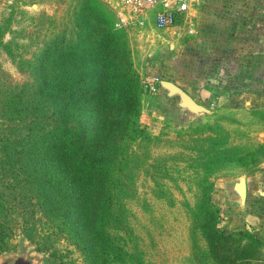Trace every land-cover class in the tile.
Wrapping results in <instances>:
<instances>
[{
	"label": "rangeland",
	"instance_id": "374dc122",
	"mask_svg": "<svg viewBox=\"0 0 264 264\" xmlns=\"http://www.w3.org/2000/svg\"><path fill=\"white\" fill-rule=\"evenodd\" d=\"M117 1L0 0V41L9 48L0 46V91L16 87L20 90L30 82L33 77L22 61L34 60L44 44L63 35L62 31L69 32L65 36L73 40L70 34L77 29L75 24L81 17L84 23L95 25L92 5L95 13L101 9L108 12L117 27ZM203 9L215 12L216 19L220 17L217 13H228L227 19L232 22L257 24L264 31V0L192 1L193 13ZM207 17L202 16L201 20ZM195 18L198 17L192 15L181 19L166 30L152 25L119 27L121 44L143 88L141 125L150 139L140 147L134 144L145 158L141 167L133 170L132 185L124 192L128 198H120L126 215L116 236L121 249L114 253L115 264H213L199 230L204 210L202 189L213 184L209 195L212 198L216 184L226 178L236 180L264 164V152H260L264 144V111L255 116L208 108L209 113L193 114L180 106L178 95L169 96L164 87L156 94L147 90V82L154 78H174L199 98L202 87H192L182 80L191 74L188 55L189 47H193ZM121 57L118 52L116 58ZM4 129L0 125V139ZM220 146L226 151L244 153V161L232 168L211 162L212 149ZM2 154L0 145V157ZM1 160L4 157L0 158V232L9 238L0 254V264H96L94 252L84 251L70 235H60L57 242L64 254L61 260L49 252L37 251L23 230L31 221L29 211L34 209L32 186L30 182L24 185L28 181L23 180V175L13 172L9 163ZM11 207L14 208L8 212Z\"/></svg>",
	"mask_w": 264,
	"mask_h": 264
},
{
	"label": "trees",
	"instance_id": "16d2710c",
	"mask_svg": "<svg viewBox=\"0 0 264 264\" xmlns=\"http://www.w3.org/2000/svg\"><path fill=\"white\" fill-rule=\"evenodd\" d=\"M91 8L95 25L81 17L70 34L73 40L62 31L34 60L22 61L30 82L20 90L0 91V125L5 126L0 158L32 186L34 209L23 230L37 251L61 260L57 242L70 235L84 251L94 252L96 264H115L114 253L121 249L116 236L126 215L120 198H128L124 192L133 170L145 158L134 144L140 147L150 137L141 125L143 88L121 44V30L108 12ZM0 46L9 49L2 41ZM260 149L264 152V144ZM211 154V162L226 168L245 159L244 153L221 146ZM213 187L202 189L199 228L213 264H264V243L252 232L220 227V208L209 196ZM8 238L0 232V254Z\"/></svg>",
	"mask_w": 264,
	"mask_h": 264
},
{
	"label": "crops",
	"instance_id": "0c3cea01",
	"mask_svg": "<svg viewBox=\"0 0 264 264\" xmlns=\"http://www.w3.org/2000/svg\"><path fill=\"white\" fill-rule=\"evenodd\" d=\"M192 1L188 12L179 19L192 15L198 17L192 29L193 47H189L188 55L191 74L188 79L182 80L188 81L192 87H202V90L198 92L199 98L190 90H184L196 102L210 109L226 108L231 109V112L253 115L263 112L262 26L246 21L232 22L227 19L228 13H217L220 17L216 19V13L210 9L193 13ZM244 12L248 14V11ZM207 15L205 20H201L202 16ZM171 81L183 86L174 78ZM242 178L246 183L245 198L241 197L237 188ZM211 200L220 208V224L224 225L222 229L230 232L249 231L264 243V164L236 180L226 178L216 184Z\"/></svg>",
	"mask_w": 264,
	"mask_h": 264
},
{
	"label": "built area",
	"instance_id": "2783aa9c",
	"mask_svg": "<svg viewBox=\"0 0 264 264\" xmlns=\"http://www.w3.org/2000/svg\"><path fill=\"white\" fill-rule=\"evenodd\" d=\"M190 0H118L116 26L152 25L157 30L174 26L188 12ZM161 80L147 82V90L153 94L161 88Z\"/></svg>",
	"mask_w": 264,
	"mask_h": 264
},
{
	"label": "water",
	"instance_id": "95a60500",
	"mask_svg": "<svg viewBox=\"0 0 264 264\" xmlns=\"http://www.w3.org/2000/svg\"><path fill=\"white\" fill-rule=\"evenodd\" d=\"M161 87H164L168 90L169 96L178 95L181 99L180 106L187 109L193 114L209 113V109L202 104L196 102L183 88L171 81H161ZM237 188L241 194L242 198L246 196V183L245 179H240L237 183Z\"/></svg>",
	"mask_w": 264,
	"mask_h": 264
}]
</instances>
